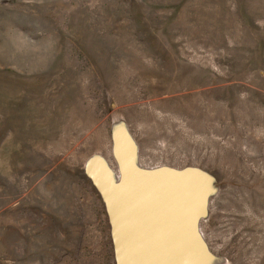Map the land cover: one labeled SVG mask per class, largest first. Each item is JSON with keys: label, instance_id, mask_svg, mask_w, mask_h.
Returning <instances> with one entry per match:
<instances>
[{"label": "rangeland", "instance_id": "374dc122", "mask_svg": "<svg viewBox=\"0 0 264 264\" xmlns=\"http://www.w3.org/2000/svg\"><path fill=\"white\" fill-rule=\"evenodd\" d=\"M0 264H264V0H0Z\"/></svg>", "mask_w": 264, "mask_h": 264}, {"label": "bare ground", "instance_id": "6f19581e", "mask_svg": "<svg viewBox=\"0 0 264 264\" xmlns=\"http://www.w3.org/2000/svg\"><path fill=\"white\" fill-rule=\"evenodd\" d=\"M117 140H119V139H117ZM115 143H114V146H113V154H114V156H115V158L117 157V158H120V160H121V169L123 170L124 169V167L125 166H123V160H122V158H121V156H120V147H119V142H117V141H114ZM95 161H96V163H97V166L98 167H95V165L92 163V161H88L87 162V164L85 165V169L87 170V173H86V175L88 176V178H89V176L90 177H92V179H93V181L96 183H99V186H100V190H101V188H104V183H105V185H108L109 186V184L110 185H112V184H115L114 183V179H113V175H112V172L111 171H109L107 168H106V166H105V164L102 162V160H100L99 158H96L95 159ZM118 162V161H117ZM125 162V161H124ZM118 165L120 166V164H119V162H118ZM125 170V169H124ZM90 173V175H89V173ZM107 172H109L110 174H108ZM92 175V176H91ZM92 182V181H91ZM94 184V183H93ZM95 185V187L97 186V184H94ZM111 187V186H110ZM114 188H117L118 189V193H123V191H122V189H121V187H119V186H113ZM102 191V190H101ZM104 191V190H103ZM104 194V193H103ZM106 194V193H105ZM106 197H107V195H106ZM107 202V201H106Z\"/></svg>", "mask_w": 264, "mask_h": 264}, {"label": "water", "instance_id": "95a60500", "mask_svg": "<svg viewBox=\"0 0 264 264\" xmlns=\"http://www.w3.org/2000/svg\"><path fill=\"white\" fill-rule=\"evenodd\" d=\"M96 159V158H95ZM95 159L94 158H92L90 161H92V163L95 165V167H98L97 166V163H96V161H95ZM170 172V171H169ZM171 173H175V172H171ZM187 172H185V171H181V173L179 174V175H181V176H183L184 178L187 176ZM186 179V178H185Z\"/></svg>", "mask_w": 264, "mask_h": 264}]
</instances>
